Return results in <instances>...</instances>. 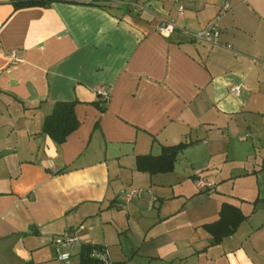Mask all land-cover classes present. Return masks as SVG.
I'll use <instances>...</instances> for the list:
<instances>
[{"label": "crops", "instance_id": "1", "mask_svg": "<svg viewBox=\"0 0 264 264\" xmlns=\"http://www.w3.org/2000/svg\"><path fill=\"white\" fill-rule=\"evenodd\" d=\"M15 1L0 0V264H81L85 243L111 264H264V0ZM219 16L231 48L184 31ZM60 101L79 121L62 143L43 132ZM182 141L172 170L140 168ZM223 203L246 219L213 244Z\"/></svg>", "mask_w": 264, "mask_h": 264}, {"label": "trees", "instance_id": "2", "mask_svg": "<svg viewBox=\"0 0 264 264\" xmlns=\"http://www.w3.org/2000/svg\"><path fill=\"white\" fill-rule=\"evenodd\" d=\"M51 0H17L16 8L47 5ZM75 102H57L54 111L47 116L44 123L43 132L49 134L56 142L62 143L67 136L79 126V121L75 115ZM104 109V107H102ZM192 142L182 141L175 145H167L160 155L140 156V168L151 173L166 172L173 169L177 155ZM246 219V215L236 205L223 203L220 209L219 218L215 222L205 224L207 230L213 236V244L223 241L237 231L240 224ZM105 247L99 244L85 243L80 252L81 264H102L99 257L94 255L95 251H105Z\"/></svg>", "mask_w": 264, "mask_h": 264}, {"label": "built area", "instance_id": "3", "mask_svg": "<svg viewBox=\"0 0 264 264\" xmlns=\"http://www.w3.org/2000/svg\"><path fill=\"white\" fill-rule=\"evenodd\" d=\"M230 8L229 3H225L222 7V12H226ZM180 11L183 10V7L180 6ZM219 18L220 16L214 20L209 26L206 28L198 31V32H188L184 30L186 33L190 35V37L194 40H201V41H207L214 45H224L226 47L231 48V45L223 44L220 40L221 35V29L219 27ZM178 28V25L174 19L167 18L165 16H162L160 19V23L158 25L159 32L164 35L165 37H170ZM13 58L15 61L21 60V57L14 52ZM244 87L243 83L235 84L231 86V92L235 95H239L242 88ZM97 92L100 96V98L104 101H108L110 98V89L106 86H99L97 88ZM197 186L201 189H210L214 186L212 181H209L204 178H199L197 180ZM141 195V189H133L125 194L124 201L130 202L136 197ZM57 243H65L67 245H72L73 243L79 241V234H78V227L74 226L65 231L62 235H60L58 238L55 239ZM94 255L99 257L102 264H111V259L109 257V253L107 250L105 251H95ZM70 253H64L59 256V259L61 261H69Z\"/></svg>", "mask_w": 264, "mask_h": 264}, {"label": "rangeland", "instance_id": "4", "mask_svg": "<svg viewBox=\"0 0 264 264\" xmlns=\"http://www.w3.org/2000/svg\"><path fill=\"white\" fill-rule=\"evenodd\" d=\"M255 139V144L258 146L257 148V153L260 155L259 161L261 164L264 162V137L260 138H254Z\"/></svg>", "mask_w": 264, "mask_h": 264}]
</instances>
